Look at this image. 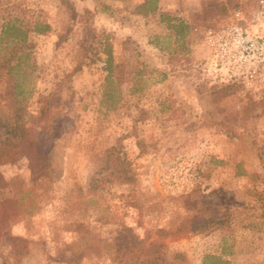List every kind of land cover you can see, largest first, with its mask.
<instances>
[{
	"label": "rangeland",
	"instance_id": "1",
	"mask_svg": "<svg viewBox=\"0 0 264 264\" xmlns=\"http://www.w3.org/2000/svg\"><path fill=\"white\" fill-rule=\"evenodd\" d=\"M4 1L52 27L29 36L23 97L0 82V120L22 103L54 173L34 182L22 151L0 153V201L22 207L0 224V264H203L223 251L264 264V0H237L211 28L192 21L207 0H159L146 18L140 0ZM162 15L191 26L186 42ZM232 27L261 40L225 56L209 38Z\"/></svg>",
	"mask_w": 264,
	"mask_h": 264
},
{
	"label": "trees",
	"instance_id": "2",
	"mask_svg": "<svg viewBox=\"0 0 264 264\" xmlns=\"http://www.w3.org/2000/svg\"><path fill=\"white\" fill-rule=\"evenodd\" d=\"M159 0H140L136 6L135 15L148 17L158 11ZM237 0H207L203 2L199 13L192 16L193 23L204 27L227 26L231 22V16L237 11H242ZM161 22L166 23L167 30L179 41L188 39L190 25L161 16ZM52 32L51 25L41 19V16L34 15L25 9L21 3L4 1L0 3V82L7 81L9 89H13L16 97H23L25 78L23 75L24 65L34 67L35 62L29 65L32 60L34 45L30 43V34L44 36ZM103 54L106 56L105 71L107 78L115 77L118 83L123 84L121 75L123 67L116 63L113 56L112 44L104 46ZM29 62V63H27ZM23 73V74H22ZM123 76V75H122ZM22 103L17 102L14 107V115L10 122L0 120V153L18 149L22 151L28 162L31 179L34 182L50 179L54 173L50 153L43 147L42 132L36 133L33 127H29L25 118L22 117ZM47 110L43 109L36 121L43 122L46 119ZM8 183L0 172V191L6 190ZM22 207L18 200L5 197L0 201V224H3L21 214ZM22 239L15 237L11 245L16 255H21ZM221 256L205 255L203 264H230L223 259L228 253Z\"/></svg>",
	"mask_w": 264,
	"mask_h": 264
},
{
	"label": "built area",
	"instance_id": "3",
	"mask_svg": "<svg viewBox=\"0 0 264 264\" xmlns=\"http://www.w3.org/2000/svg\"><path fill=\"white\" fill-rule=\"evenodd\" d=\"M239 13L236 14L238 18ZM259 38V39H258ZM254 38L247 30H244L240 27H232L229 30H224L216 35H210V43L213 46H220L222 48L223 54L228 55V49L232 53L230 47H234L235 51L240 55L248 54L256 44L259 43L258 40H261L260 37Z\"/></svg>",
	"mask_w": 264,
	"mask_h": 264
}]
</instances>
